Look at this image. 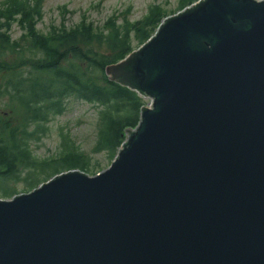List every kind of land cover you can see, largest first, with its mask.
Instances as JSON below:
<instances>
[{
	"label": "water",
	"instance_id": "95a60500",
	"mask_svg": "<svg viewBox=\"0 0 264 264\" xmlns=\"http://www.w3.org/2000/svg\"><path fill=\"white\" fill-rule=\"evenodd\" d=\"M106 73L138 124L97 173L0 197V264H264V0H196Z\"/></svg>",
	"mask_w": 264,
	"mask_h": 264
},
{
	"label": "trees",
	"instance_id": "16d2710c",
	"mask_svg": "<svg viewBox=\"0 0 264 264\" xmlns=\"http://www.w3.org/2000/svg\"><path fill=\"white\" fill-rule=\"evenodd\" d=\"M43 1L0 3V95L7 97L5 104L12 113L21 115V121L14 123L0 114L3 197L21 192L15 186L19 181L25 182L23 191H28L65 169L79 167L92 174L101 170L67 132L61 133V148L55 155L39 157L34 152L32 139L38 140L51 117L66 110L69 98L97 107L99 128L93 152H107L112 161L126 128L138 124L147 102L138 91L110 79L106 66L146 41L169 14L154 3L136 20L118 23L110 17L104 30L83 18L71 27L64 23L44 32L37 28ZM194 1L179 0L178 9ZM15 21L23 28L18 38L9 33Z\"/></svg>",
	"mask_w": 264,
	"mask_h": 264
},
{
	"label": "rangeland",
	"instance_id": "374dc122",
	"mask_svg": "<svg viewBox=\"0 0 264 264\" xmlns=\"http://www.w3.org/2000/svg\"><path fill=\"white\" fill-rule=\"evenodd\" d=\"M154 3H160L169 14L179 10V0H44L42 16L38 18L37 28L39 31L48 32L53 26L65 23L71 27L86 18L87 21H93L98 30H104L107 29V21L110 17L118 23L125 22L126 18L136 20L141 18ZM9 33L13 38H18L23 33V28L15 21ZM101 46L105 48V44ZM144 99L149 103L148 97ZM6 100V96L0 95V114L10 117L14 123L20 122L21 115L12 113L10 107L5 104ZM46 127V131L38 140L32 139V147L39 157L55 155L61 148V133L67 132L82 150L92 155L93 163H96L97 167L100 166L102 170L110 165L107 152H93L99 127L97 107L91 102L69 98L66 110L51 117ZM15 186L20 191L26 188L23 181L17 182Z\"/></svg>",
	"mask_w": 264,
	"mask_h": 264
}]
</instances>
